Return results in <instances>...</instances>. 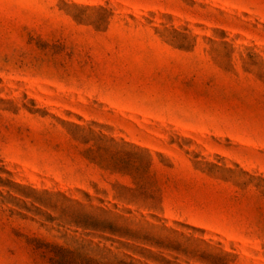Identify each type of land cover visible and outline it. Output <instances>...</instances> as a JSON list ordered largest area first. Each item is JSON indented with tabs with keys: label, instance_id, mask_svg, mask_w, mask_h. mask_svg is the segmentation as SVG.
Returning a JSON list of instances; mask_svg holds the SVG:
<instances>
[{
	"label": "rangeland",
	"instance_id": "374dc122",
	"mask_svg": "<svg viewBox=\"0 0 264 264\" xmlns=\"http://www.w3.org/2000/svg\"><path fill=\"white\" fill-rule=\"evenodd\" d=\"M0 264H264V0H0Z\"/></svg>",
	"mask_w": 264,
	"mask_h": 264
}]
</instances>
